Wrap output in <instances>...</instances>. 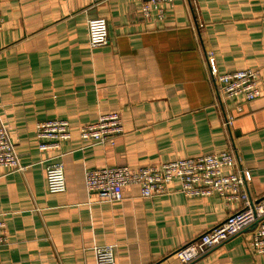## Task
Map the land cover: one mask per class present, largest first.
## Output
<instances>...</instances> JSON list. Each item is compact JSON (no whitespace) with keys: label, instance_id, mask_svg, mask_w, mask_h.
<instances>
[{"label":"crops","instance_id":"crops-1","mask_svg":"<svg viewBox=\"0 0 264 264\" xmlns=\"http://www.w3.org/2000/svg\"><path fill=\"white\" fill-rule=\"evenodd\" d=\"M91 3L0 0V128L24 167L0 166L9 238L0 264H97L105 245L115 246L117 264H181L177 248L241 208L219 194L187 196L177 177L166 193L144 197L133 184L109 200L88 189L89 169L231 148L250 173L251 197L264 196V0H173L152 20L142 16V0ZM92 17L107 20V44L90 45ZM208 51L220 73L258 70L261 96L220 102ZM111 112L125 130L114 145L81 137L83 125ZM56 118L69 121L71 138L40 150L37 123ZM51 160L64 164L65 192L48 190ZM252 230L190 264H264V253L251 249Z\"/></svg>","mask_w":264,"mask_h":264},{"label":"built area","instance_id":"built-area-1","mask_svg":"<svg viewBox=\"0 0 264 264\" xmlns=\"http://www.w3.org/2000/svg\"><path fill=\"white\" fill-rule=\"evenodd\" d=\"M101 1L103 0H91V6H96ZM172 2L173 0H142V16L150 20L155 17L163 19L165 16L163 4ZM88 31L92 47L109 42L105 18H89ZM206 64L209 80L215 86L220 102L240 95L246 100L261 96L262 87L259 83L258 70L247 68L220 73L212 51L206 53ZM262 83L264 85V80ZM239 109H242L241 106H238ZM232 123L233 118H226L224 125L230 128ZM124 131L121 114L111 112L102 114L97 122L83 125L80 128V135L83 139L95 143L114 145L116 138ZM37 136L40 150L58 149L62 142L71 138L70 123L59 118L39 121ZM0 166L14 171L24 170L4 128H0ZM230 166L235 168L234 171L226 173L225 168ZM46 176L50 192L66 191L67 181L62 161L48 162ZM176 177L181 182L182 192L187 196L219 194L228 202L241 201L239 210L230 213L222 222L177 248L175 256L181 264L192 263L250 227H253L251 249L255 253H264V196L258 200L251 197L250 173L242 167L239 157L231 148L193 158L144 165L137 169H132L128 165L93 168L86 171V184L88 189L99 197L119 200L123 197V188L133 184L141 187V194L144 197L166 193L167 183ZM8 239L6 224L0 216V248ZM96 252L97 264H117L114 245L99 246Z\"/></svg>","mask_w":264,"mask_h":264}]
</instances>
